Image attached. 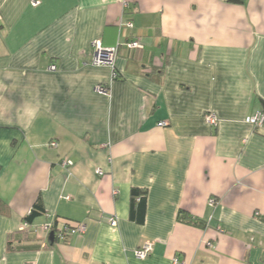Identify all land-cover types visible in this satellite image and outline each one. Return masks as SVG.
<instances>
[{
    "label": "crops",
    "instance_id": "obj_1",
    "mask_svg": "<svg viewBox=\"0 0 264 264\" xmlns=\"http://www.w3.org/2000/svg\"><path fill=\"white\" fill-rule=\"evenodd\" d=\"M39 1L0 0V264H264V0ZM129 38L117 77L91 62ZM55 218L86 231L50 244Z\"/></svg>",
    "mask_w": 264,
    "mask_h": 264
},
{
    "label": "built area",
    "instance_id": "obj_2",
    "mask_svg": "<svg viewBox=\"0 0 264 264\" xmlns=\"http://www.w3.org/2000/svg\"><path fill=\"white\" fill-rule=\"evenodd\" d=\"M39 0H32V4L33 5H38L39 4ZM122 25H126L128 27H133L134 24L132 21L128 20L126 22H121L120 26ZM120 44H117L115 46H104L102 44V42L100 40H95L93 42V52H92V58H91V62L94 65H109L112 66V68H115V59L118 55L119 52V46ZM127 47L130 50H134V49H143L144 48V44L140 42L139 39H134L131 40L128 44ZM50 70H57V65L56 64H51L50 66ZM96 91L100 92V93H108V89L103 86V85H98L96 86ZM207 122L208 124H210L211 126H215L218 123V118L216 116V114L210 113L206 116ZM249 121L255 125H263L264 124V112H258L257 114H255L254 116L249 118ZM160 126H164L166 125V122L161 121L159 122ZM52 145H56L55 142L52 143ZM64 166L69 167L71 166L72 160H64L63 162ZM98 174H102V170L98 169L97 170ZM210 205H214L216 203L215 198H210L209 200ZM257 215H259V212H256ZM109 222L112 223L113 225L117 224V220L115 217L111 216L109 217ZM28 224L23 222L21 225V230L27 228ZM42 230L44 232H51L53 230V224L52 222H48L46 224H44L42 226ZM86 231V224L85 223H76V224H72L70 222H66L63 223L62 225H59V232L58 235L60 237V239H64L66 236H72L74 234H84ZM210 244V243H209ZM152 250V244H148L145 245L143 248H140L136 251V257L138 258H146L149 253ZM173 264H184L178 257L174 258L173 260Z\"/></svg>",
    "mask_w": 264,
    "mask_h": 264
},
{
    "label": "trees",
    "instance_id": "obj_3",
    "mask_svg": "<svg viewBox=\"0 0 264 264\" xmlns=\"http://www.w3.org/2000/svg\"><path fill=\"white\" fill-rule=\"evenodd\" d=\"M228 1H230L232 3H239V4L244 3V0H228ZM131 40H134V38L133 39L129 38L124 43L118 42L117 44H120L119 45L120 47L122 45H125L127 47V44ZM120 47H119V49H120ZM144 48H145V46H144ZM137 49H134V50L129 49V50L132 52V51H137ZM145 73L147 74V72H145ZM117 75H118L117 71L114 68V76L117 77ZM147 199H148L147 188H142V187H132L131 188V200H130L129 214H130V218L132 220H134L138 223H143L145 221L146 211H147ZM8 211H10L8 203L0 197V214L8 213ZM43 213H45V208H44L42 197L39 196V198L35 202L32 209L22 219V222H25L28 224L27 228L23 229L22 232H27L30 230V228L32 229V224H33L34 220L37 217H39L40 215H42ZM178 219L182 222H185V223H188V224H191L194 226H198V227H206L208 224V222L206 220L201 219V218L191 214L190 212H188L186 210H180L179 211ZM50 222H52V224H53L52 232H54V241L53 242L50 241V244H53V243H55L57 241H61V240L68 241L70 236H66L64 239H60V237L58 235V232H59V220H58V218H55L54 220H52Z\"/></svg>",
    "mask_w": 264,
    "mask_h": 264
},
{
    "label": "water",
    "instance_id": "obj_4",
    "mask_svg": "<svg viewBox=\"0 0 264 264\" xmlns=\"http://www.w3.org/2000/svg\"><path fill=\"white\" fill-rule=\"evenodd\" d=\"M50 241L53 242L54 241V232H50Z\"/></svg>",
    "mask_w": 264,
    "mask_h": 264
}]
</instances>
